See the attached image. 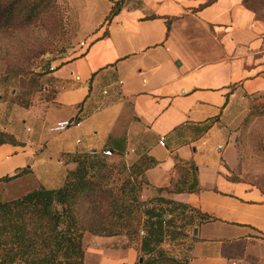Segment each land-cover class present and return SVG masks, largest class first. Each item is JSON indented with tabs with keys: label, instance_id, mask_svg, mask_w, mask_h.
<instances>
[{
	"label": "crops",
	"instance_id": "obj_1",
	"mask_svg": "<svg viewBox=\"0 0 264 264\" xmlns=\"http://www.w3.org/2000/svg\"><path fill=\"white\" fill-rule=\"evenodd\" d=\"M116 1L83 3L85 38L47 75L54 97L15 105L19 117L0 129L23 144L0 145V179L25 171L0 181V201L59 188L76 168L70 156L148 157L155 162L145 172L148 208L180 205L193 215V224L177 229L182 237L165 238L162 248L185 264H264V192L230 180L227 170L233 124L264 98V20L243 0L202 9L210 0H125L107 22ZM177 168L198 192L169 191ZM168 219L181 224L177 213ZM118 237L96 236L109 244ZM140 249L110 248L101 263L137 264Z\"/></svg>",
	"mask_w": 264,
	"mask_h": 264
},
{
	"label": "trees",
	"instance_id": "obj_2",
	"mask_svg": "<svg viewBox=\"0 0 264 264\" xmlns=\"http://www.w3.org/2000/svg\"><path fill=\"white\" fill-rule=\"evenodd\" d=\"M215 1H208L200 9ZM58 7L57 0H0V34L60 16ZM122 7L116 1L106 21H112ZM21 71L12 69L18 75ZM29 106L26 103L21 107ZM4 144L23 145L14 135L0 131V145ZM106 152L111 151L70 156L76 168L67 173L59 188L42 186L14 200L0 201V264H85L86 233L103 238L127 236L129 242H134L141 227L146 230L140 240L142 264H183L161 249L167 235L174 238L182 234L177 230L181 227L169 226L171 219L164 215L177 213L180 221L186 219L184 225L193 224V215L180 205L164 211L150 209L148 201L142 200V191L148 184L145 172L155 165L153 160L143 157L131 165L123 162L117 167L109 164L108 156L123 160L124 155ZM116 169L123 178L120 188L112 185ZM177 171L180 177L172 181L170 192L199 191L197 181L190 179L186 169ZM24 172L0 181L8 182Z\"/></svg>",
	"mask_w": 264,
	"mask_h": 264
},
{
	"label": "rangeland",
	"instance_id": "obj_3",
	"mask_svg": "<svg viewBox=\"0 0 264 264\" xmlns=\"http://www.w3.org/2000/svg\"><path fill=\"white\" fill-rule=\"evenodd\" d=\"M85 1L57 0L58 15H60L56 16L57 18L0 34V129L9 128L7 121L9 118L19 117V113L14 110L15 105L19 107L26 103L30 104L29 107L41 105L50 102L54 97V91L49 86L51 78L47 75L51 72V67L60 64L64 59L71 58L75 54V48L85 38L79 17ZM245 1L257 17L264 20V0ZM124 3L125 0L117 1L121 6ZM15 68H21V74L13 73L12 69ZM263 111L264 98H258L233 124L231 141L236 151L235 160L233 154L232 164L227 170L231 174V179L250 183L264 192V115H259ZM108 159L109 164L117 167L123 162L127 165L132 163L126 158L122 160L116 156H108ZM112 176L115 180L112 185L120 188L123 178L118 175V169ZM164 210L166 208L161 209ZM185 220H179L181 224L178 227L189 226L184 225ZM141 231L146 230L144 227L140 228L137 241L129 242L127 236H119L116 244H109L108 240L86 233L84 235L85 264H102V254L110 248L125 250L129 247H139L140 240L144 236L141 235ZM166 238L172 239L170 235ZM165 241L166 239L161 245ZM161 249L168 256L177 259L172 251L162 247Z\"/></svg>",
	"mask_w": 264,
	"mask_h": 264
},
{
	"label": "built area",
	"instance_id": "obj_4",
	"mask_svg": "<svg viewBox=\"0 0 264 264\" xmlns=\"http://www.w3.org/2000/svg\"><path fill=\"white\" fill-rule=\"evenodd\" d=\"M59 127H62V125H60ZM160 144H161L162 146L165 145V139H164V138L161 139ZM106 154H107V155H111V152H106ZM144 234H145L144 231H141V235H144Z\"/></svg>",
	"mask_w": 264,
	"mask_h": 264
},
{
	"label": "water",
	"instance_id": "obj_5",
	"mask_svg": "<svg viewBox=\"0 0 264 264\" xmlns=\"http://www.w3.org/2000/svg\"><path fill=\"white\" fill-rule=\"evenodd\" d=\"M69 124H71V122H70ZM93 153H96V151H93ZM164 218H166V215H164ZM194 232L197 234V229H195ZM143 261H144V258H143V257H140V259H139V264H142Z\"/></svg>",
	"mask_w": 264,
	"mask_h": 264
}]
</instances>
